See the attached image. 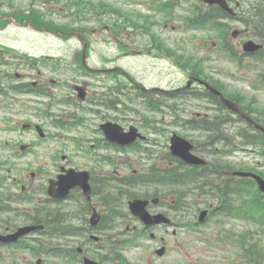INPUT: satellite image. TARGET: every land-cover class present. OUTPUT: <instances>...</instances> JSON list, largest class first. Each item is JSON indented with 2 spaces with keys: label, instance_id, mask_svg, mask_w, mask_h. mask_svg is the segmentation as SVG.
Masks as SVG:
<instances>
[{
  "label": "rangeland",
  "instance_id": "1",
  "mask_svg": "<svg viewBox=\"0 0 264 264\" xmlns=\"http://www.w3.org/2000/svg\"><path fill=\"white\" fill-rule=\"evenodd\" d=\"M91 1L95 2L97 0H91ZM101 1H103V0H101ZM105 1L115 5L117 7H122V8L128 9L129 11L141 10L142 12H149V10L145 6L132 4V3H129L127 0H105ZM64 2H65V0H51V1H47L46 4L42 5L40 3L32 2V0H0V14H2L3 12L7 13L8 11L15 12V13H20V12H24V11L29 12L30 11L29 7H30L31 3H33L36 7H40V8H37L39 11H41V12L45 11L46 17L48 19H55L57 21H63L64 22V21H66V19L63 18L58 13V12H61V8L63 7ZM36 13H37V11H36ZM110 22H112V21L111 20H109V21L105 20L102 23H91L90 29L94 27L97 31H100V28L104 24H109ZM84 23L86 24V22H84ZM87 27H88V25H87ZM154 32L157 33L160 37H162L168 43V45L170 47L174 46L176 48H177V46H180V48H181L182 46L178 43L182 42L183 38L188 37V33H184L182 31H180V32H172L169 30L164 31V30H161L159 27L154 28ZM89 34H90V32L88 31V36H89ZM102 35L107 36V34H103V33H102ZM49 39H51V37H48L44 33H34V32H31L27 28L23 29V28H20L18 26H15L13 24L8 25L6 27V29H4V31H0V43L10 45L11 47H16V49L19 50L20 52L26 51V52L34 54V55H38L41 52L47 53L51 49L58 50V51L60 50V53L64 54L66 59H67L65 61V63H69L71 61V59L73 58L75 51L80 48V46L73 39H69L66 42H58L57 40H54L52 38L53 41L47 43V41ZM91 40L93 43L92 48H91V56H92L91 63L93 64V65L91 64L92 66H97V65H98L97 67H105V65L106 66H116V65L123 66V67H125V69H127V71L134 73L135 77L138 78V80L140 82H142L146 87H150V86H158V87H163V88L172 87L171 82H169V81L174 76L173 72H166V71L160 70L159 68H157L154 65L153 59H151L150 57L139 56V57H137L138 59L136 57H130V58L129 57H123L124 51L121 50L118 47V44L113 42L112 39H106V41H105L102 38H99L97 36H92ZM133 40H134V42L129 43V44H133L134 49L140 50L138 48L139 45L137 44V41L135 39H133ZM185 45H186V48H188L189 43L186 42ZM195 48H196L195 43L190 44V48H189L190 51L195 50ZM34 52H37L38 54H35ZM116 60H117V63H116ZM229 65L235 69L237 68V66L232 62H230ZM158 67H161V65H158ZM10 71L12 72V74L26 73V75L30 76V72H28L24 66H19L18 64L12 65ZM214 72H215V70H214ZM208 73L210 75H213V72L212 73L208 72ZM251 74H254V72H252ZM77 76L74 74L69 75V77L71 79L72 78L75 79V77H77ZM215 77H217V76H215ZM29 79H32V78L30 77ZM100 79H104V78H100ZM220 79L224 80L225 82H227L229 80V78L224 79L222 77ZM97 80H98V78L94 79L93 81L96 82ZM106 80L113 81L114 79L113 78H107ZM229 83L233 87L245 89L249 95L251 94V91L246 89V87L244 86L243 83H241V82H239V83L229 82ZM262 95L263 94H257V97H258L257 100H259L260 98L264 99V96H262ZM25 98L26 97H24V99ZM30 104L32 106L35 105L34 102H30ZM190 108L192 109V111L198 109L192 104H190ZM62 109L70 110V111L76 110L75 108H62ZM62 109L58 107L54 110H62ZM143 113L146 115L152 114V113L148 112L147 110L144 111ZM28 114H31L30 119L32 117H34V114L32 113V111L29 108L25 109L22 116L18 113H14L12 115V117L14 120H20L22 118L25 119V117H27ZM110 115H113V113H110ZM155 115H159V114H155ZM2 116H3V111L0 109V147L2 146V143L6 140L10 141V145H12L14 142L13 139L20 138V136L15 131L7 132V131L2 129V127L5 126V124H6V122H4V120L2 119ZM117 116L119 118H121L122 121L126 122V121H129L131 118H134L138 115H134V114L129 115L127 113L122 112V113H118ZM88 117H89V119H93L94 118L93 113L88 115ZM40 120L45 121V119L42 117L40 118ZM95 122H97V121H95ZM46 123L49 124V122H46ZM48 127H49V125H48ZM173 129H179V128L172 125L171 123L169 124V127L166 128L167 131H171ZM53 131H56V130H53ZM81 132L84 133L85 135L94 137V134H92V131L90 130L89 127L82 129ZM166 138H167V136H165V134L161 133L160 140L162 141V143L167 142ZM23 139L26 141H28L30 139L33 140V134L30 135L28 133H24ZM65 149H66V151H68L67 152L68 154H70V151H79L75 142H70L69 146ZM39 152L40 151H37V153L28 154L26 158L18 161L19 167H26V164L29 161H38L39 159H41L42 157H40ZM72 154L75 155L74 152H72ZM124 157H125V159H127L126 156H124ZM132 157H134V156H132ZM136 166H137V164L134 165V167H136ZM124 172H127L129 174V173H131V169L124 170ZM234 226H236V222H234ZM247 226H249V225H247ZM219 227H228V226L227 225H221ZM193 253H195L197 255V250L193 249ZM195 264H199V263L195 262Z\"/></svg>",
  "mask_w": 264,
  "mask_h": 264
},
{
  "label": "flooded vegetation",
  "instance_id": "2",
  "mask_svg": "<svg viewBox=\"0 0 264 264\" xmlns=\"http://www.w3.org/2000/svg\"><path fill=\"white\" fill-rule=\"evenodd\" d=\"M56 160V159H55ZM57 161V160H56ZM56 173L54 177L58 174V168L56 167ZM43 180L40 181L38 187L36 188V193L39 194L37 197V204L35 207V219L39 223H35L32 221H29V224H36V225H44V228L41 230L42 234L48 235V234H54L56 232H69L71 228H64L59 227L58 225L60 222L63 223H69L74 226L78 225H89L90 223V215L93 212L94 208H97L98 212L100 213V219L99 223L92 227L89 225L91 230L96 231V233L102 234L107 229L104 225L105 221V214L101 213L99 208L101 209V203L103 202V198L101 196L99 197V201H93L92 203L88 202L84 196L81 195H73L69 197L66 200H59L56 198H50L47 194V189L44 187ZM0 183V187H1ZM99 192H101V189H99ZM46 193V194H45ZM73 206L75 208L74 211H69V207ZM99 207V208H98ZM43 222H50L53 223V226L50 228H46L45 224H42ZM19 223L13 222V223H1L0 221V229H3V233L11 232L13 231L12 228H15ZM24 226V225H23ZM89 231L87 227L85 228V231ZM84 243V242H82ZM83 252L87 254V256H92L94 258H98L100 261H102L103 264H113L112 263V257L113 256H107L103 253H91L90 254V244L84 245ZM117 256V255H115Z\"/></svg>",
  "mask_w": 264,
  "mask_h": 264
},
{
  "label": "water",
  "instance_id": "3",
  "mask_svg": "<svg viewBox=\"0 0 264 264\" xmlns=\"http://www.w3.org/2000/svg\"><path fill=\"white\" fill-rule=\"evenodd\" d=\"M108 135L115 140L124 142L126 140H129L128 138H126L124 135L121 134L120 129L116 128L115 126H112V130H108L107 131ZM172 149L175 153L182 155L185 154V156H187V145H185L183 143L182 140L178 139V138H173V146ZM186 151V152H184Z\"/></svg>",
  "mask_w": 264,
  "mask_h": 264
}]
</instances>
